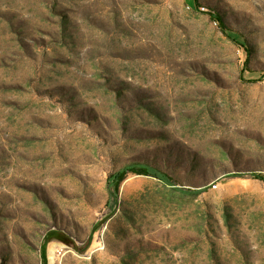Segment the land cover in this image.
<instances>
[{"label":"rangeland","instance_id":"374dc122","mask_svg":"<svg viewBox=\"0 0 264 264\" xmlns=\"http://www.w3.org/2000/svg\"><path fill=\"white\" fill-rule=\"evenodd\" d=\"M251 172L264 0H0V264H264Z\"/></svg>","mask_w":264,"mask_h":264},{"label":"trees","instance_id":"16d2710c","mask_svg":"<svg viewBox=\"0 0 264 264\" xmlns=\"http://www.w3.org/2000/svg\"><path fill=\"white\" fill-rule=\"evenodd\" d=\"M194 2L196 3L197 0H194ZM208 14H209L210 18L213 21L217 22L219 27L222 30H224L225 27H224L223 18L221 17V15L218 12H209ZM245 63H246V60H245ZM246 70L248 73H252V75L255 72V71H249V69H247L246 67H243L241 69V73H240V76L242 78L244 77L243 72L244 71L246 72ZM259 77H261V75H259ZM259 77H258V75L252 76V77H248L247 80L254 81V80L258 79ZM128 172H133V173H137V174H145V175H154V176H157L162 181L171 184V178L165 172H163V171H161L155 167L144 164V163L132 162V163H128L124 167L108 174V176L106 178V188L108 190L109 195H111L113 197L116 196L119 184L124 179V177L126 176V174ZM251 175L256 177V178L264 180V175H261L259 173L251 172ZM51 239H55V240H58L60 242L66 243V244L72 243V240L70 239V237L64 232H61V231L48 232L46 234V236L44 237L43 243H42L41 248H40L41 249V255H42V264H46L45 244L47 241H49ZM89 241H90V235L88 236L85 245L80 249V251H82L83 249H85L87 247Z\"/></svg>","mask_w":264,"mask_h":264},{"label":"built area","instance_id":"2783aa9c","mask_svg":"<svg viewBox=\"0 0 264 264\" xmlns=\"http://www.w3.org/2000/svg\"><path fill=\"white\" fill-rule=\"evenodd\" d=\"M211 187H212V188H215V187H216V184H213Z\"/></svg>","mask_w":264,"mask_h":264},{"label":"bare ground","instance_id":"6f19581e","mask_svg":"<svg viewBox=\"0 0 264 264\" xmlns=\"http://www.w3.org/2000/svg\"><path fill=\"white\" fill-rule=\"evenodd\" d=\"M213 184H215V183H212L211 186H212Z\"/></svg>","mask_w":264,"mask_h":264}]
</instances>
